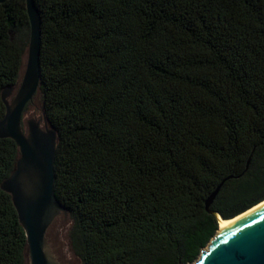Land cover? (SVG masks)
Returning <instances> with one entry per match:
<instances>
[{
	"label": "trees",
	"instance_id": "1",
	"mask_svg": "<svg viewBox=\"0 0 264 264\" xmlns=\"http://www.w3.org/2000/svg\"><path fill=\"white\" fill-rule=\"evenodd\" d=\"M34 2L37 91L57 134L53 190L72 253L82 264L192 263L214 213L264 199V0ZM28 30L24 0L0 3V92L27 46L12 33L28 41ZM17 155L0 138V183ZM24 246L0 187V264H24Z\"/></svg>",
	"mask_w": 264,
	"mask_h": 264
},
{
	"label": "water",
	"instance_id": "2",
	"mask_svg": "<svg viewBox=\"0 0 264 264\" xmlns=\"http://www.w3.org/2000/svg\"><path fill=\"white\" fill-rule=\"evenodd\" d=\"M5 1L0 0V3ZM24 3L29 25L24 71L11 101L7 98L17 81L0 92L5 106L0 119V138L14 140L18 155L0 187L10 195L24 232L25 264H61L48 235L55 218L68 213L53 190L57 134L47 123L42 107L40 116L24 117L25 106L39 85L41 35V17L34 0H24ZM248 161L249 158L247 164ZM221 184L222 181L205 199L206 211L211 212L209 206ZM260 202L227 218L236 217L229 224L218 227L197 259L188 264H264V203L257 205ZM214 214L217 219L221 218Z\"/></svg>",
	"mask_w": 264,
	"mask_h": 264
},
{
	"label": "rangeland",
	"instance_id": "3",
	"mask_svg": "<svg viewBox=\"0 0 264 264\" xmlns=\"http://www.w3.org/2000/svg\"><path fill=\"white\" fill-rule=\"evenodd\" d=\"M12 36L18 41H26L27 45V39L25 38H20L19 34L12 33ZM26 48L24 50L23 58H22V63L21 67L18 73V78H17V84L14 87V89L11 91L10 96L7 98L8 101H11L22 78V74L24 71V65H25V55H26ZM41 99H40V94L38 91L34 94L33 98L31 99L30 102L27 103L25 110H24V117H29V116H35L38 117L41 115ZM71 226V218L69 214L67 213L66 215L60 214L57 216L53 222V224L50 227L49 230V238L50 242L52 244L54 253L57 256V260L61 264H82L80 259L75 256L72 253L70 243H69V229ZM25 264V262H24Z\"/></svg>",
	"mask_w": 264,
	"mask_h": 264
},
{
	"label": "bare ground",
	"instance_id": "4",
	"mask_svg": "<svg viewBox=\"0 0 264 264\" xmlns=\"http://www.w3.org/2000/svg\"><path fill=\"white\" fill-rule=\"evenodd\" d=\"M262 203H264V200L262 201V202H260L259 204H257V205H260V204H262ZM256 207V206H255ZM254 208V207H253ZM252 208V209H253ZM234 219H236V217H234V218H232V219H222V218H218V224H219V228H221V227H223V226H225V225H227V224H229L230 222H232Z\"/></svg>",
	"mask_w": 264,
	"mask_h": 264
}]
</instances>
